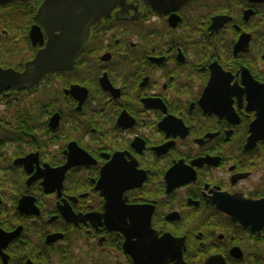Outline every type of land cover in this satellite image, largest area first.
I'll use <instances>...</instances> for the list:
<instances>
[{
	"label": "flooded vegetation",
	"instance_id": "obj_1",
	"mask_svg": "<svg viewBox=\"0 0 264 264\" xmlns=\"http://www.w3.org/2000/svg\"><path fill=\"white\" fill-rule=\"evenodd\" d=\"M179 3L0 93V264H264V0Z\"/></svg>",
	"mask_w": 264,
	"mask_h": 264
},
{
	"label": "water",
	"instance_id": "obj_2",
	"mask_svg": "<svg viewBox=\"0 0 264 264\" xmlns=\"http://www.w3.org/2000/svg\"><path fill=\"white\" fill-rule=\"evenodd\" d=\"M26 1L29 0H0V6ZM146 1L160 12L162 4L172 6L190 0ZM125 3L126 0H43L36 13L37 24L29 31L32 45L38 46L39 50L21 71L13 67H0V93L32 90L47 74L72 69L89 42L92 28L111 15L117 6L124 7ZM257 127L258 124L252 127L253 141L256 139L254 136H259ZM71 166L69 161L63 173Z\"/></svg>",
	"mask_w": 264,
	"mask_h": 264
},
{
	"label": "trees",
	"instance_id": "obj_3",
	"mask_svg": "<svg viewBox=\"0 0 264 264\" xmlns=\"http://www.w3.org/2000/svg\"><path fill=\"white\" fill-rule=\"evenodd\" d=\"M16 17H18L19 20H22L21 17H23L26 23L24 25L16 24L14 21ZM34 21L33 16L29 14L25 8L18 5L0 8V30H2V35H0V67L22 69L24 62L34 56L37 48L32 47L28 35L30 26ZM10 92L12 95L9 99L5 98V101L8 102L4 104L12 108L10 104H12L14 100L18 101L17 98L19 95L15 90H11ZM16 107L21 108L20 106ZM4 114L7 115L6 112ZM10 115L23 120L24 117L27 116V112H11Z\"/></svg>",
	"mask_w": 264,
	"mask_h": 264
},
{
	"label": "rangeland",
	"instance_id": "obj_4",
	"mask_svg": "<svg viewBox=\"0 0 264 264\" xmlns=\"http://www.w3.org/2000/svg\"><path fill=\"white\" fill-rule=\"evenodd\" d=\"M26 10V9H25ZM27 11V10H26ZM23 12H25V11H23ZM18 14V13H17ZM21 15H22V13H21ZM21 19L22 20H19L18 19V17H16L15 19H14V21H15V23L16 24H25L26 23V20L23 18V17H21ZM0 35H2V30H0ZM29 101V100H28ZM3 107V106H2Z\"/></svg>",
	"mask_w": 264,
	"mask_h": 264
}]
</instances>
